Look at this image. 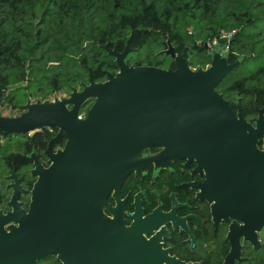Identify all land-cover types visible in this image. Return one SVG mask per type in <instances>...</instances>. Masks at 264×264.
Instances as JSON below:
<instances>
[{"label": "water", "instance_id": "95a60500", "mask_svg": "<svg viewBox=\"0 0 264 264\" xmlns=\"http://www.w3.org/2000/svg\"><path fill=\"white\" fill-rule=\"evenodd\" d=\"M223 42L219 37L210 49L203 43L209 61L196 69L187 65L185 48L175 54L169 43L162 52L173 68L128 65L123 60L127 42L120 51L104 43L116 64L113 73L105 71L104 80L87 74L80 90L71 89L60 99L26 101L18 115H0L1 134L54 126L65 135L53 152L47 143L45 167L29 153L35 179L28 209L14 207L0 216V225L13 222L6 230L0 226V264H36L50 253L63 264H199L179 260L159 242L166 220L192 240L184 224L189 215H175L173 198L169 211L157 205L140 218L143 192H137L130 225L123 228L120 217L118 189L129 172L141 176L146 164L156 171L180 158L186 166L193 161L192 173L203 179L178 186L189 185L197 189L196 198L206 199L214 227L229 219L224 236L229 248L221 264L241 260L239 238L257 247L255 231L264 237V151L256 142L264 133V116L256 108V117L245 120L238 99L233 111L215 91L238 61L227 62ZM88 99L80 117L77 112ZM156 147L160 151L154 155L141 156L143 148ZM111 191L116 208L109 218L101 208L109 206L105 198ZM156 227L155 234L144 236Z\"/></svg>", "mask_w": 264, "mask_h": 264}, {"label": "trees", "instance_id": "16d2710c", "mask_svg": "<svg viewBox=\"0 0 264 264\" xmlns=\"http://www.w3.org/2000/svg\"><path fill=\"white\" fill-rule=\"evenodd\" d=\"M222 33H229L227 62L238 61L215 91L233 111L238 99L245 120L256 117V108L264 116V0H0V97L3 105L21 109L26 101L81 87L87 74L96 82L104 80L105 71L116 69L104 43L120 51L127 42L123 60L128 65L173 68L170 56L162 52L169 43L175 54L185 48L189 68L204 67L209 55L203 43ZM187 178L178 169L162 170L153 181L129 173L120 189H146V209L157 200L166 208L167 194L175 191L176 200H186L197 218L188 220L193 247L172 231L171 252L180 260L220 264L229 247L225 226L213 231L206 204L174 189ZM242 255L235 264H264V247L244 245Z\"/></svg>", "mask_w": 264, "mask_h": 264}, {"label": "flooded vegetation", "instance_id": "af4514ba", "mask_svg": "<svg viewBox=\"0 0 264 264\" xmlns=\"http://www.w3.org/2000/svg\"><path fill=\"white\" fill-rule=\"evenodd\" d=\"M1 99L3 101V98ZM2 101L0 102V106L3 105ZM20 110L23 111V107ZM64 140H65V135L62 133L61 130H59L57 127H54V126L52 127L45 126V127L38 128V129H32L22 134L13 133V132H6V134L0 133V216L8 215V213L12 212L14 207H16V209L22 212H26L28 209V203L30 200L29 190L35 179V176L30 173V168L32 167L33 158L30 157L29 153L34 154L36 158L38 159V162L43 167H45L49 162L48 156L46 155V153H44L47 147V143L49 142V150L53 152L56 149H59L62 147ZM256 147L264 151V133L262 134L261 137L257 139ZM158 151H160L159 147H156L152 150L143 148L141 156H144L145 154L154 155ZM10 153L15 154L14 157H11ZM183 162H184V159H181V158L175 159V160L170 161L168 166L166 167L161 166V168L156 169V171L153 170L152 164H146L141 169L142 170L141 176L135 175L133 171L129 173H132L134 176L138 177L140 181L145 177H148V180L153 181L154 179H156L158 174L162 172V170L176 171L178 169L179 171H185L188 174V178L181 180V182H187V181L200 182L203 179V175L202 174L199 175L197 172L192 173V167L194 166V162L190 161L188 163V166L184 165ZM175 166H177V168ZM181 182L174 184L173 185L174 189H179V190L182 189L185 196H187V194H190L197 201L199 202L203 201L204 204H206V207H208V212L210 216V211H209L210 207L206 199L201 198L200 200L196 198L195 194L197 192V189L192 188L189 185L183 186V187L178 186L179 184H181ZM14 183L16 184V188L13 185ZM120 186L118 189L119 190L118 199L122 201L121 208H120L121 209L120 217L122 220L123 228L129 226L133 220L130 214L135 212L134 206L132 204L134 202V195L137 192H143V194H141L138 197L139 207L140 209H142V212L140 213V218H143L145 214L150 213L154 209V207H156L157 205L161 208L162 211H169L171 209L170 208L171 198H173L174 201L177 203V206L175 207V210H174L175 215H177L178 217L189 215L187 218L184 219V224L191 233L188 220L190 218H197V216L191 211V206L190 204H188L186 200H182V202L176 200L175 191H170L167 194L168 205L166 208H164L162 206L163 204L157 200L154 205L146 209L143 204V199L146 198V189L139 188L133 193H130L129 190L122 193ZM105 201L106 203H108L109 208L102 207L101 208L102 213L108 216L109 218H111L113 216V213L110 209L116 208L115 199L112 196V191L106 196ZM182 209H184L185 212L180 214L179 210H182ZM228 222H229V219L227 221L221 220L215 225V227L212 225V222H211V225L213 226V231H215L218 225L223 224L225 226V232H224V236H225L226 229H227L226 225L228 224ZM9 223H13V222L9 220L4 223H1L0 226L6 230L7 229L6 227L9 225ZM162 226L165 228L166 233L165 234L163 233L160 235L159 242L161 244V247H166L169 249L170 255L175 256V254L171 252V247L169 245V239L171 238L172 231L183 234L184 237L182 241H185L186 245L189 246L190 248L193 247L192 246L193 244L192 233H191L192 240L190 241L188 239V233L184 229H180L178 225L173 226L169 220L163 221ZM156 228L157 229H151L147 234H144V236L148 238L149 236L155 234V232L159 229V227H156ZM255 235H256L255 236L256 241L259 244L257 247H253L252 244L248 243L247 241H243L241 238H239V243L241 245V248H240V257H242L241 259L245 258V256L242 255V247L244 245H249L252 249L264 247V237L259 235L258 231H255ZM175 257L177 258V256ZM184 261H190V260H184ZM239 261H234L233 264ZM221 262H222V259H221ZM36 264H63V263L56 256V254L50 253L48 255L43 256L39 260H37Z\"/></svg>", "mask_w": 264, "mask_h": 264}, {"label": "rangeland", "instance_id": "374dc122", "mask_svg": "<svg viewBox=\"0 0 264 264\" xmlns=\"http://www.w3.org/2000/svg\"><path fill=\"white\" fill-rule=\"evenodd\" d=\"M208 48V47H207ZM210 49V48H208ZM116 70V69H115ZM114 70V71H115ZM71 89H74V90H80L81 87L79 85H74V86H70L69 88H63V90H60V91H57L55 93H52L50 95H48V97L46 99L48 100H53V99H60L62 98L63 96H67V94L69 93V91ZM92 99H88L85 103V105L80 108L77 112V114L80 116V117H83V113H84V110L86 109V107L89 105V103L91 102ZM20 112H22L20 109L18 108H13V107H9L7 104L6 105H1L0 106V114L2 116H14V115H18Z\"/></svg>", "mask_w": 264, "mask_h": 264}, {"label": "built area", "instance_id": "2783aa9c", "mask_svg": "<svg viewBox=\"0 0 264 264\" xmlns=\"http://www.w3.org/2000/svg\"><path fill=\"white\" fill-rule=\"evenodd\" d=\"M229 36V33H222L220 35V37H223L224 38V42L221 44V52H223V54L225 55V49H226V38ZM218 39V38H217ZM217 39L216 40H213L211 41L210 43H207V47L208 48H212L214 47L216 44H217Z\"/></svg>", "mask_w": 264, "mask_h": 264}]
</instances>
